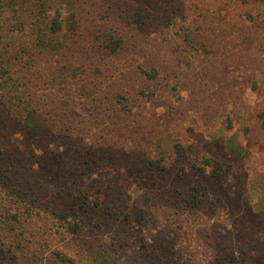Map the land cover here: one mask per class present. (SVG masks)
Returning a JSON list of instances; mask_svg holds the SVG:
<instances>
[{
  "label": "trees",
  "instance_id": "1",
  "mask_svg": "<svg viewBox=\"0 0 264 264\" xmlns=\"http://www.w3.org/2000/svg\"><path fill=\"white\" fill-rule=\"evenodd\" d=\"M232 1L264 8V0ZM204 4L0 0V264H42L39 251L58 235L68 240L51 251V264H127L104 242L93 249L91 236L127 241V226L145 220L143 211L160 216L172 179L185 208L201 207L205 185L173 177L185 172L188 152L172 134L165 101L167 122L155 124L154 103L170 84L152 49L175 40L196 54L208 34L227 38L229 22L214 27ZM261 10L247 9L248 22L263 21ZM229 146L238 148L235 136ZM203 165L215 176L228 172L220 160ZM147 180L171 184L138 195ZM248 242L229 264H243Z\"/></svg>",
  "mask_w": 264,
  "mask_h": 264
},
{
  "label": "rangeland",
  "instance_id": "2",
  "mask_svg": "<svg viewBox=\"0 0 264 264\" xmlns=\"http://www.w3.org/2000/svg\"><path fill=\"white\" fill-rule=\"evenodd\" d=\"M196 1L213 10L214 27L224 26L225 17L227 38L208 34L207 45L196 54L175 40L172 48L155 44L152 50L164 66L161 79L170 85L161 90L153 110L160 119L155 124L162 126V104L171 105L169 126L188 152L185 172L178 168L173 177L183 185H205L204 202L198 209L185 208L173 190L181 183L172 179V196L162 201L160 216L149 218L150 210L143 211L145 220L127 226V241L104 240L99 232L91 236L93 249L104 242L127 264H229L232 255L243 251L244 238L249 245L243 264H264V17L248 22L244 14L264 8L257 2ZM246 35L249 41L242 38ZM168 70L171 76L166 77ZM231 136L237 149L229 146ZM207 158L222 161L228 172L215 176L212 166L204 168ZM169 184L147 180L136 193L147 197ZM135 200L133 205H139ZM67 240L64 235L50 238L38 253L40 263L51 264V251Z\"/></svg>",
  "mask_w": 264,
  "mask_h": 264
}]
</instances>
